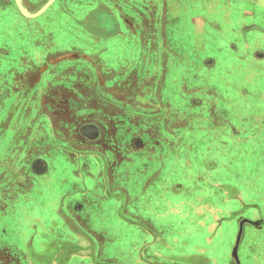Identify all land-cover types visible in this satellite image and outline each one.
Segmentation results:
<instances>
[{
  "label": "crops",
  "instance_id": "obj_1",
  "mask_svg": "<svg viewBox=\"0 0 264 264\" xmlns=\"http://www.w3.org/2000/svg\"><path fill=\"white\" fill-rule=\"evenodd\" d=\"M6 8L0 264H264V0Z\"/></svg>",
  "mask_w": 264,
  "mask_h": 264
},
{
  "label": "rangeland",
  "instance_id": "obj_2",
  "mask_svg": "<svg viewBox=\"0 0 264 264\" xmlns=\"http://www.w3.org/2000/svg\"><path fill=\"white\" fill-rule=\"evenodd\" d=\"M47 0H28V3L30 4H33V10L35 11V10H38L45 2H46ZM0 7L1 8H5V7H7L6 9H9V8H18L17 7V5H16V3H15V1L14 0H0ZM49 14L51 15V16H54V15H56L55 14V12H54V10L53 11H51V12H49ZM1 18H3V17H1V15H0V20H1ZM9 18V23H12V22H14L15 20L13 19V18H15V16L14 15H12V16H9L8 17ZM42 22V21H41ZM26 23H32V21H30V20H26ZM174 34V33H173ZM170 36V35H169ZM171 37V36H170ZM169 37V38H170ZM172 38H174L175 39V37L173 36ZM183 39L185 40L186 38L183 36ZM168 50V55L170 56H174L177 52H181V50L182 49H175V48H169V49H167ZM189 49H183V54H184V56L185 55H189V57H190V55H191V51H188ZM189 82V81H188ZM239 95V93L237 94V96ZM233 99H235V98H233ZM237 102H233V104H231L230 105V108L231 109H239V107H237ZM204 112V111H203ZM201 114V116L202 115H207L206 113H203L202 114V112H200ZM252 115H254V116H257V115H260L261 117L262 116H264V108H262V109H259V110H255L253 113H252ZM203 117H199V119H200V121H202L201 119H202ZM196 120V119H195ZM201 124H203V122H200ZM204 124H205V122H204ZM203 124V125H204ZM195 132H196V134H195V136H201V138H204L205 137V139H207V137L209 136V133L207 134V131L205 130V127H203L202 129H195ZM254 137V139H255V137H256V135L255 136H253ZM197 138H200V137H197ZM200 138V139H201ZM251 145H248V147L250 148V150L249 151H254V149L256 148L255 146V144H256V141H254L253 139H251ZM197 146H196V143H195V148H196ZM235 146H233V150L232 151H235V152H239L241 149H240V146L238 145L236 148H234ZM193 151H194V148H192V151L191 152H188L187 150H184V152L187 154L186 155V157H188V158H191V157H195L196 158V156H197V154H198V151L196 152H194L193 153ZM209 154L210 155H212L211 154V152H209ZM194 158V159H195ZM183 171V170H182ZM185 172V170L182 172V173H184ZM185 183H186V185L188 184V182H189V180H188V178H186L185 180ZM181 210H186V212H190V210H188V208L189 207H185L184 205H181V207H179ZM185 212V213H186ZM153 216V215H152ZM151 216V217H152ZM195 223V222H194ZM194 223H192V222H189V223H187V225H185L184 227H183V230L184 231H188V232H192L193 230H195V225H194ZM120 226H123V227H125V228H129V225L127 224V223H121L120 224ZM150 226H151V230H152V233L154 234V235H156V233L157 232H162V227H163V225H161V224H158V223H151L150 224ZM131 227V226H130ZM170 228H171V226H169ZM169 228V229H170ZM138 231H140V229H138V228H136ZM224 228H221V230H223ZM126 233H127V229L126 230H124ZM185 242L184 243H182V242H179V243H174L175 244V246H176V251H180V250H184L185 248H187V249H190V247L192 246V242H190V241H195V232L191 235V236H187L185 239ZM189 241V242H188ZM173 243V242H172ZM186 250V249H185Z\"/></svg>",
  "mask_w": 264,
  "mask_h": 264
},
{
  "label": "water",
  "instance_id": "obj_3",
  "mask_svg": "<svg viewBox=\"0 0 264 264\" xmlns=\"http://www.w3.org/2000/svg\"><path fill=\"white\" fill-rule=\"evenodd\" d=\"M18 9L20 10V12L27 16V17H35L39 14H41L43 11H45V9L54 1V0H47L38 10L34 11V12H28L26 10V8L24 7L22 0H14Z\"/></svg>",
  "mask_w": 264,
  "mask_h": 264
},
{
  "label": "flooded vegetation",
  "instance_id": "obj_4",
  "mask_svg": "<svg viewBox=\"0 0 264 264\" xmlns=\"http://www.w3.org/2000/svg\"><path fill=\"white\" fill-rule=\"evenodd\" d=\"M106 132H107V130H106ZM106 132H105V135L108 136ZM166 132H167V131H166ZM129 133H130V132H129ZM167 134H168V135H171L169 132H167ZM134 138H135V137H134ZM134 138H132V142L130 143V144H131V145H130L131 148H133V146H134L136 143H138V141H139V139H135V140H134ZM133 140H134V141H133Z\"/></svg>",
  "mask_w": 264,
  "mask_h": 264
}]
</instances>
